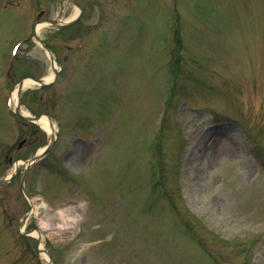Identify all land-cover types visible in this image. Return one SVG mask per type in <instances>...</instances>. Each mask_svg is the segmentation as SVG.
I'll return each instance as SVG.
<instances>
[{"label": "rangeland", "instance_id": "rangeland-1", "mask_svg": "<svg viewBox=\"0 0 264 264\" xmlns=\"http://www.w3.org/2000/svg\"><path fill=\"white\" fill-rule=\"evenodd\" d=\"M171 2L136 0L124 17L110 4L78 38L79 25L59 38L40 29L59 78L20 100L59 136L26 194L22 167L2 182L6 150L30 159L49 135L22 120L21 138L4 134L7 98L51 62L23 44L32 30L19 15L33 8H0V264H49L43 251L54 264H264V0ZM24 217L40 243L18 232Z\"/></svg>", "mask_w": 264, "mask_h": 264}, {"label": "flooded vegetation", "instance_id": "flooded-vegetation-1", "mask_svg": "<svg viewBox=\"0 0 264 264\" xmlns=\"http://www.w3.org/2000/svg\"><path fill=\"white\" fill-rule=\"evenodd\" d=\"M6 1V0H5ZM47 0H35L36 4L39 5H44V7L46 6V2ZM49 3L47 5V7H45V11H42L41 17L37 20L38 22L41 21H45V20H50V13H49V9L50 10H54L57 11L59 10L60 12L63 11L67 6L71 7V3L70 0H48ZM77 4H79V6L83 7V6H89L91 4L96 5L98 8L102 9L106 6V3H108V0H76ZM125 1L126 3H128L129 0H116V4H121V5H125ZM26 3L27 0H7L5 3L1 4L3 6L1 7H6V9L8 8H14L16 6H19L20 3ZM0 7V8H1ZM59 15V14H58ZM58 19V18H55ZM34 132V131H33ZM32 132V133H33ZM29 134V133H28ZM29 144V142L27 141L24 146H27Z\"/></svg>", "mask_w": 264, "mask_h": 264}, {"label": "bare ground", "instance_id": "bare-ground-1", "mask_svg": "<svg viewBox=\"0 0 264 264\" xmlns=\"http://www.w3.org/2000/svg\"><path fill=\"white\" fill-rule=\"evenodd\" d=\"M37 29H39V28H37ZM51 71H52V69H51ZM53 73L51 74V75H49V76H47L46 78H45V81H50L52 78H53ZM32 84H35V82L33 81V80H31V79H26L25 81H24V87H28V86H30V85H32ZM17 89L14 91V93L12 94V96H13V99H14V102L15 101H17L16 99H17ZM38 124L40 125V127L47 133V134H54L55 133V128H52L51 126H50V123H49V121H48V119L47 118H45V117H42L39 121H38ZM220 142H222L223 144H225L226 145V140H220ZM37 207H38V205H37ZM35 211H37V209L35 208ZM59 214L61 215L62 214V211H60L59 212ZM34 234L36 235V234H38L37 232H34ZM43 256H44V259L49 263V257L46 255V254H44L43 253Z\"/></svg>", "mask_w": 264, "mask_h": 264}, {"label": "water", "instance_id": "water-1", "mask_svg": "<svg viewBox=\"0 0 264 264\" xmlns=\"http://www.w3.org/2000/svg\"><path fill=\"white\" fill-rule=\"evenodd\" d=\"M37 82H39V83H42V81H41V80H37ZM53 144H54V140H53V142L51 143V145H50L49 149H51V148H52Z\"/></svg>", "mask_w": 264, "mask_h": 264}]
</instances>
